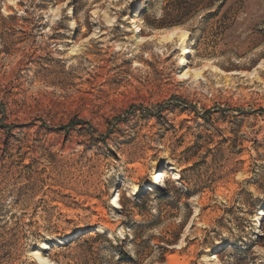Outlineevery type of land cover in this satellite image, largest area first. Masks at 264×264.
I'll list each match as a JSON object with an SVG mask.
<instances>
[{"label":"rangeland","instance_id":"374dc122","mask_svg":"<svg viewBox=\"0 0 264 264\" xmlns=\"http://www.w3.org/2000/svg\"><path fill=\"white\" fill-rule=\"evenodd\" d=\"M217 5L0 0V264H264V0Z\"/></svg>","mask_w":264,"mask_h":264},{"label":"trees","instance_id":"16d2710c","mask_svg":"<svg viewBox=\"0 0 264 264\" xmlns=\"http://www.w3.org/2000/svg\"><path fill=\"white\" fill-rule=\"evenodd\" d=\"M206 0H204V5H207V6H211L215 1H217L218 2V5H217V10H218V12L220 11V9L224 6V4L226 3V1L227 0H208V1H206ZM175 9L177 10V12H179V14H181V15H185V14H187L189 11H190V9H191V6H184L182 3L181 4H176L175 5ZM158 27H163V26H165V25H173V24H165V23H163V22H161V23H158V24H156Z\"/></svg>","mask_w":264,"mask_h":264},{"label":"bare ground","instance_id":"6f19581e","mask_svg":"<svg viewBox=\"0 0 264 264\" xmlns=\"http://www.w3.org/2000/svg\"><path fill=\"white\" fill-rule=\"evenodd\" d=\"M138 30H139V28H137L135 30V32H137ZM155 173L159 177H164L165 176V174L162 173V171H156ZM113 203L115 204L116 207H119V199L117 200L116 197H114V200L111 202V204H113ZM97 230H99V229H97ZM36 259L40 262V264H44V261H45L44 257L36 255Z\"/></svg>","mask_w":264,"mask_h":264}]
</instances>
